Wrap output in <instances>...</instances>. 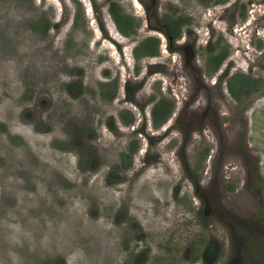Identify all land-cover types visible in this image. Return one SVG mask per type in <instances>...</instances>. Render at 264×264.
Masks as SVG:
<instances>
[{
	"label": "rangeland",
	"instance_id": "1",
	"mask_svg": "<svg viewBox=\"0 0 264 264\" xmlns=\"http://www.w3.org/2000/svg\"><path fill=\"white\" fill-rule=\"evenodd\" d=\"M0 264H264V0H0Z\"/></svg>",
	"mask_w": 264,
	"mask_h": 264
},
{
	"label": "trees",
	"instance_id": "2",
	"mask_svg": "<svg viewBox=\"0 0 264 264\" xmlns=\"http://www.w3.org/2000/svg\"><path fill=\"white\" fill-rule=\"evenodd\" d=\"M218 1L223 2L225 0H218ZM110 11L112 15L114 16V18L117 20L119 28L125 34H129L130 33L129 29H131V26L129 25L128 22L125 21L124 19L125 17L121 15L120 9L116 3L111 2ZM184 19H185V16H177V17L173 16L172 18L169 19V21L167 22L169 26L167 30V34L169 37L176 38L180 36L182 25H184L185 24L184 22L186 21ZM140 47L141 49L146 50L147 53L149 54H154L157 52V49L159 50L158 44L152 41L151 39H147L143 41L142 43H140L139 47L136 50L138 51ZM224 60H225V53L213 54L212 52H210L207 58V64L211 65L209 70H211L212 72L216 71L218 67H220L221 64L224 62ZM245 84L249 85L250 83L247 81V79L245 80L244 78L239 77L238 75L236 79L232 78L229 87L231 91L236 93L240 90V87L244 86ZM133 149L134 148H132L131 151H133Z\"/></svg>",
	"mask_w": 264,
	"mask_h": 264
},
{
	"label": "flooded vegetation",
	"instance_id": "3",
	"mask_svg": "<svg viewBox=\"0 0 264 264\" xmlns=\"http://www.w3.org/2000/svg\"><path fill=\"white\" fill-rule=\"evenodd\" d=\"M225 1H226V0H225ZM167 35H168V34H167ZM168 38H169L171 41H173V38H172V37H169V36H168Z\"/></svg>",
	"mask_w": 264,
	"mask_h": 264
}]
</instances>
